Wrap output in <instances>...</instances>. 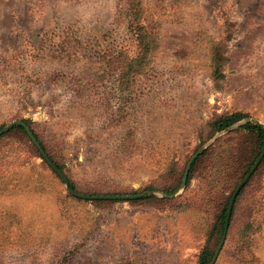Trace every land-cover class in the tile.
Masks as SVG:
<instances>
[{
  "label": "rangeland",
  "instance_id": "obj_1",
  "mask_svg": "<svg viewBox=\"0 0 264 264\" xmlns=\"http://www.w3.org/2000/svg\"><path fill=\"white\" fill-rule=\"evenodd\" d=\"M247 123L264 0H0V264H264V155L218 232L264 145Z\"/></svg>",
  "mask_w": 264,
  "mask_h": 264
},
{
  "label": "water",
  "instance_id": "obj_2",
  "mask_svg": "<svg viewBox=\"0 0 264 264\" xmlns=\"http://www.w3.org/2000/svg\"><path fill=\"white\" fill-rule=\"evenodd\" d=\"M19 124H21L26 133L28 134V136L30 137V139L32 140V142L36 145V147L39 149V151L42 153L43 157L46 159V161L48 162V164L57 172V174L61 177V179L63 180V182L65 183L66 189L73 193L74 195H78L80 197H90L89 195H84V194H79L76 193L75 191H73L70 186L68 185V180L66 178V176L64 175L63 172H61L48 158V156L46 155V153L42 150L40 144L38 143V141L36 140V138L34 137V135L32 134V132L30 131V129L27 127V125L22 122V121H18ZM4 130V128L2 129ZM1 130V131H2ZM0 131V132H1ZM264 155V145L262 148V151L260 152V154L258 155L257 159L254 161V163L252 164V166L250 167V169L247 171V173L244 175V177L237 183L231 197L229 200V203L227 205V211H226V218H225V226H224V232H223V236L226 232L227 229V225H228V221H229V216H230V212H231V208L235 199V196L237 194V192L240 190L241 186L245 183V181L249 178V176L251 175V173L254 171V169L256 168L258 162L260 161L261 157ZM191 159L188 161L187 165H186V169L184 172V177L182 179V181L184 182L185 180V176L187 174L188 168H189V164H190ZM135 195H101L100 197H120V198H124V197H132ZM223 238V237H222ZM222 240V239H221ZM221 242L219 243L218 247L220 246ZM217 253V250H216Z\"/></svg>",
  "mask_w": 264,
  "mask_h": 264
},
{
  "label": "trees",
  "instance_id": "obj_3",
  "mask_svg": "<svg viewBox=\"0 0 264 264\" xmlns=\"http://www.w3.org/2000/svg\"><path fill=\"white\" fill-rule=\"evenodd\" d=\"M138 36H139V44H141L144 48V51H145V55L149 53L148 51V40H147V35L146 33H142V31H139L138 33ZM216 47V46H215ZM215 49V48H214ZM213 53H214V50H213ZM216 54V53H215ZM242 117V115L240 113H232V114H226V115H222V116H219L218 118H216L212 123L211 125H213V127H215V129H220V128H223V127H226L227 125L233 123L234 121L240 119ZM248 126H254V128L258 131L259 133V136H260V139H261V144H263V141H264V136H263V131L262 129L256 125V124H246ZM17 127L19 129H23L22 126L20 125H17ZM31 132L34 134V130L32 129V127L30 128ZM36 135V134H35ZM59 169H60V166L58 165V163L52 161ZM245 171H247V168L244 170V172L242 173V175L245 173ZM70 187L72 189H75L74 188V185L72 183H69ZM175 190L172 189L170 191H173ZM227 204H228V200H226V203L224 204V207L221 211V220H220V228L218 229V232L220 233L221 230H222V227H223V224H224V220L226 218V211H227ZM211 254H212V251L208 248H205L202 250L201 254H200V258H199V263L198 264H208L210 259H211Z\"/></svg>",
  "mask_w": 264,
  "mask_h": 264
}]
</instances>
